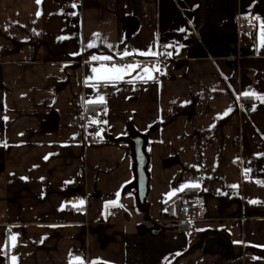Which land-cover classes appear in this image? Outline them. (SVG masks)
Instances as JSON below:
<instances>
[{"label": "crops", "instance_id": "obj_1", "mask_svg": "<svg viewBox=\"0 0 264 264\" xmlns=\"http://www.w3.org/2000/svg\"><path fill=\"white\" fill-rule=\"evenodd\" d=\"M262 30L264 0H0V264H264Z\"/></svg>", "mask_w": 264, "mask_h": 264}, {"label": "water", "instance_id": "obj_2", "mask_svg": "<svg viewBox=\"0 0 264 264\" xmlns=\"http://www.w3.org/2000/svg\"><path fill=\"white\" fill-rule=\"evenodd\" d=\"M122 141L128 144L132 156L133 180L125 189L134 194L137 208L140 211H144L146 209V197L148 194V156L145 152L146 138L144 135L130 128Z\"/></svg>", "mask_w": 264, "mask_h": 264}, {"label": "built area", "instance_id": "obj_3", "mask_svg": "<svg viewBox=\"0 0 264 264\" xmlns=\"http://www.w3.org/2000/svg\"><path fill=\"white\" fill-rule=\"evenodd\" d=\"M72 4L78 5L81 0H71ZM242 27L250 26V22L246 19H242L240 22ZM259 98L254 97L253 101L258 102ZM94 117V116H93ZM87 139H91L90 134L85 135ZM173 210V221L176 223H194L199 220L200 212L203 209V205L200 203L195 195H185L172 198L169 202ZM115 213V211H112Z\"/></svg>", "mask_w": 264, "mask_h": 264}, {"label": "snow or ice", "instance_id": "obj_4", "mask_svg": "<svg viewBox=\"0 0 264 264\" xmlns=\"http://www.w3.org/2000/svg\"><path fill=\"white\" fill-rule=\"evenodd\" d=\"M37 3H40V0H37ZM262 40H264V30H262ZM88 47H93L92 44H89ZM140 55H155V53H152V52H142V53H139ZM124 55H128L127 52L124 53ZM93 59H97V57H93ZM102 59L104 60H110L111 57H103ZM140 68V65L139 64H126V65H123V66H116V65H113L112 67H106V66H102V68H99V69H96L94 68L93 69V72H96V73H103V75H100L97 77V79H101V80H122L124 78V76L126 74H131L132 72L136 71V69ZM158 71V69H157ZM143 72L145 74H147V78L148 79H152V75L149 71V69L147 67L143 68ZM143 77L141 76H137L135 77V79H142ZM244 95H249V93H245ZM254 95V94H253ZM260 99L262 101H264V97H260ZM100 103H104V99L103 97H100L99 101ZM93 123H99V121H93ZM104 123H106V121H104ZM103 131V130H101ZM119 195V193H117V196ZM252 203H256V201H252ZM11 242H12V246L15 247L16 245V240H17V237L15 235L11 236ZM13 262L15 264V257H13ZM82 264V262H81Z\"/></svg>", "mask_w": 264, "mask_h": 264}, {"label": "trees", "instance_id": "obj_5", "mask_svg": "<svg viewBox=\"0 0 264 264\" xmlns=\"http://www.w3.org/2000/svg\"><path fill=\"white\" fill-rule=\"evenodd\" d=\"M185 195H193V194H189L188 191L184 190V191H182L180 194L174 196L173 198L178 197V196H185Z\"/></svg>", "mask_w": 264, "mask_h": 264}, {"label": "rangeland", "instance_id": "obj_6", "mask_svg": "<svg viewBox=\"0 0 264 264\" xmlns=\"http://www.w3.org/2000/svg\"><path fill=\"white\" fill-rule=\"evenodd\" d=\"M138 211H139V210L136 209V213H140V212H138Z\"/></svg>", "mask_w": 264, "mask_h": 264}]
</instances>
